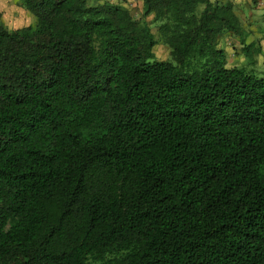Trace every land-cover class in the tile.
I'll use <instances>...</instances> for the list:
<instances>
[{"label":"trees","instance_id":"1","mask_svg":"<svg viewBox=\"0 0 264 264\" xmlns=\"http://www.w3.org/2000/svg\"><path fill=\"white\" fill-rule=\"evenodd\" d=\"M18 2L35 22L0 13V264H264V76L220 42L264 48L234 5Z\"/></svg>","mask_w":264,"mask_h":264},{"label":"rangeland","instance_id":"2","mask_svg":"<svg viewBox=\"0 0 264 264\" xmlns=\"http://www.w3.org/2000/svg\"><path fill=\"white\" fill-rule=\"evenodd\" d=\"M256 2L254 4L253 0H234L230 3L234 5V11L247 33L246 44L252 43L256 48H264V14L259 13V9H264V2L263 0H257ZM123 6L130 11L135 19H140L142 10L137 6L135 0L124 3ZM0 13L4 25L10 30L26 27L35 22V18L19 5L18 0H0ZM146 21L157 41V45L154 47L155 58L163 61L170 60L169 48L157 32V25L152 24V16L146 18ZM257 23L260 25L257 26ZM220 46L227 54L228 66L244 67L258 76H264L262 56L258 53H253L252 57L245 56L237 37L232 34L223 36Z\"/></svg>","mask_w":264,"mask_h":264},{"label":"crops","instance_id":"3","mask_svg":"<svg viewBox=\"0 0 264 264\" xmlns=\"http://www.w3.org/2000/svg\"><path fill=\"white\" fill-rule=\"evenodd\" d=\"M91 3H102V2H109V3H112V4H121V5H124V3H130L132 2L133 0H90ZM211 1H221L223 3L225 2H234V0H211ZM264 2V0H263ZM135 3L137 4V6L142 10V0H135ZM259 13L260 14H264V9H259ZM253 16V15H251ZM257 26H259L260 24H256Z\"/></svg>","mask_w":264,"mask_h":264}]
</instances>
